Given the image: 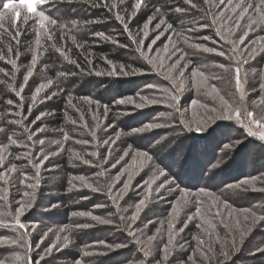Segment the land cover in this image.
I'll return each mask as SVG.
<instances>
[{"label": "trees", "instance_id": "obj_1", "mask_svg": "<svg viewBox=\"0 0 264 264\" xmlns=\"http://www.w3.org/2000/svg\"><path fill=\"white\" fill-rule=\"evenodd\" d=\"M48 1L42 38L0 20V264H264V140L221 118L264 113V5L234 28L240 0Z\"/></svg>", "mask_w": 264, "mask_h": 264}, {"label": "snow or ice", "instance_id": "obj_2", "mask_svg": "<svg viewBox=\"0 0 264 264\" xmlns=\"http://www.w3.org/2000/svg\"><path fill=\"white\" fill-rule=\"evenodd\" d=\"M218 2L220 4H224L225 0H218ZM47 3V0H19L18 3L13 2V0H8L7 3L4 2V0H0V7H2L3 9L7 10V12H0V20H3L4 17L6 15H11L12 20L15 21V19L17 17L21 16V11L24 10L26 11V13L31 14L33 17H38V23H39V27L41 29H45V31H47L46 26H45V22H49L53 25H55L57 23V21L55 19H52L51 17H49L48 15H46L44 10H37V7L39 5H43ZM143 3V0H136V3L134 4V8L135 9H139L141 7V4ZM228 4H232V0H227ZM261 5H264V0H258L257 3H252L251 0H249V2L245 3L244 0H240V3H237L236 5L233 6V11L236 8H240V12L237 16V19L233 21V27L234 28H239L240 27V20H243L244 17L248 14L249 9H251L253 12L256 13H260L261 10ZM113 7H115V5H113ZM133 15H135V12H133ZM220 15L223 16V11L220 12ZM30 17L28 15L24 16V20H28ZM118 18H120L118 16ZM228 19H231V17H228ZM260 20L264 21V14H262L260 16ZM74 25L76 23V21L72 22ZM161 23H163V21H161ZM256 23V20L249 16V21L246 23L245 27L248 30L252 29V25ZM201 27H207V25H202ZM0 28H3V25L0 24ZM145 28H147V24L145 25ZM15 35H19V32L17 31ZM103 35V34H101ZM14 38V37H13ZM107 38V37H105ZM49 39H51V36H49ZM241 42H243V35L240 38ZM73 42L75 43V40H73ZM37 44H39V40H37ZM53 47H55V45H52ZM9 50H11V48H9ZM57 51H60L59 48L56 49ZM204 51H216L215 49H209V48H203ZM235 50V48L233 49ZM218 54L220 55H224V52H219ZM257 54L256 49L253 48L250 52H248V57L254 59L255 55ZM0 58H3L2 56H0ZM67 59V57H65ZM74 63V61H71ZM247 61L245 60L244 63H246ZM11 63H13V65L15 66V61H11ZM36 64V58H33L32 61V67H30L28 69L27 74L24 76V80L25 82H27V80L29 79V77L32 76L33 74V69L35 67ZM220 67H224L223 65H219ZM2 71V70H0ZM195 74V73H194ZM60 76H63L64 73H59ZM235 84H236V90L237 92L240 94V100L243 101L244 100V89L242 86V81L239 75V67L237 65V68L235 70ZM51 83V81H49V84ZM48 84H40L39 87L36 88V93L39 94L45 87H47ZM261 88H264V84L261 85ZM22 90V88H21ZM17 95H19V92H17ZM53 95H55V93H53ZM33 100L36 99V96L32 97ZM172 100H175L178 102V96L173 95L171 97ZM222 101V106L225 108V112L222 114L223 119H232L233 117L231 115H229V112L234 111L235 112V118L237 119L238 122L241 123L242 127H245L247 134L249 136H258V138L260 140H264V113H261L259 116H257V114L253 111L248 110L247 108L244 109V115H241V108L240 107H236L235 109H233V107L228 104L226 101H223V98H221ZM91 102V101H89ZM123 102V101H121ZM9 104L13 103L11 100L8 101ZM69 103H71V100H69ZM262 103H264V101H262ZM139 106V105H138ZM213 111H215V109H213ZM40 117H37V119H39ZM73 123H75V121H72ZM253 125H255L256 129H260L261 131H259V133H257L256 131L253 130ZM146 127H160V125L156 124V125H148ZM144 129H139V131H143ZM9 139H11V137H9ZM28 139L31 140L32 136L29 135ZM63 139L66 141L69 139V137L67 135H65L63 137ZM11 143L12 144H17L18 146H26V145H20V143L15 140V139H11ZM41 144H43V141H40ZM57 143H60V141H57ZM105 143H107V141H105ZM225 147H230V145H225ZM27 155V154H26ZM74 155L79 159V155L74 153ZM93 155H95V153H93ZM143 155L147 156V153H144ZM17 158L19 159L20 157L17 156ZM85 163H87V161H85ZM33 166L37 169V177L39 175V168H40V164L39 163H34ZM0 168H3V157H0ZM16 170V166L15 165H11L10 168H6L3 171H0V180H4L5 182H7V180L9 179L8 177V173L11 171H15ZM102 174V173H101ZM29 179V177L24 174V180L21 181L22 183H24L25 181H27ZM80 179H83L82 177ZM116 179L118 180L119 177H116ZM28 187H35L36 185H27ZM89 187H92L91 185H88ZM128 185L125 184L124 186V190H127ZM231 187V186H230ZM96 190V189H93ZM204 195L209 196L210 198H212L213 202L216 201V197L204 190ZM25 195H28V193H25ZM2 199V198H0ZM24 211V206L22 205L18 210H17V214L14 216V220H15V226H18L19 228H23L24 225L20 222L19 216L23 213ZM175 211V210H174ZM197 213H199V209L197 210ZM86 213H73V215H85ZM87 215H91L90 213H87ZM216 215H220L219 212L216 213ZM135 216H133L131 219L134 221L135 220ZM191 218V217H190ZM92 219H97L99 220V223L104 224V223H110V221L107 220H103V219H99L98 217L93 216ZM257 219H264V217H257ZM84 227H87V225H84ZM169 228L171 230L172 225H169ZM182 230V229H181ZM23 238V237H21ZM155 239V237H149L148 243H151V241ZM65 240H67V237H65ZM18 241H13V243H17ZM172 240L171 238L169 239V244H171ZM123 245H116V247H122ZM145 251V255H148V252L146 249H142ZM50 251V249H49ZM165 251H167V248L165 249ZM258 251H264V249H258ZM86 255H88L89 253H85ZM223 255H227V253H222ZM19 255H17L15 257V259H19ZM166 258V257H165ZM10 264H13V262H10Z\"/></svg>", "mask_w": 264, "mask_h": 264}, {"label": "rangeland", "instance_id": "obj_3", "mask_svg": "<svg viewBox=\"0 0 264 264\" xmlns=\"http://www.w3.org/2000/svg\"><path fill=\"white\" fill-rule=\"evenodd\" d=\"M47 2H50V1H48L47 0ZM44 5V4H43ZM43 5H39L38 7H37V10L39 11L40 10V8L43 6ZM22 11H24V10H22ZM21 11V12H22ZM26 12V11H25ZM38 20H39V18L38 17H36ZM45 26H46V29L48 28V26H49V22H45ZM37 31H38V37H40V38H42L41 36H43V34H45V29H41L40 27H39V24H38V29H37ZM105 226H106V224H104Z\"/></svg>", "mask_w": 264, "mask_h": 264}]
</instances>
